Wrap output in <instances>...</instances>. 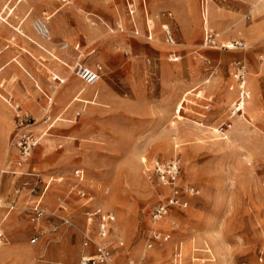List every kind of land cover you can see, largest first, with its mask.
I'll return each instance as SVG.
<instances>
[{
    "label": "rangeland",
    "instance_id": "rangeland-1",
    "mask_svg": "<svg viewBox=\"0 0 264 264\" xmlns=\"http://www.w3.org/2000/svg\"><path fill=\"white\" fill-rule=\"evenodd\" d=\"M38 17L50 39L34 30ZM208 29L219 45L247 46L210 48ZM77 60L101 65V79L85 84ZM55 75L65 80L57 88ZM241 89L248 96L234 114ZM17 105L40 137L28 160L14 145ZM46 114L58 120L43 135ZM175 158L181 182L200 193L156 221L170 188L150 163ZM77 168L92 203L73 190ZM29 171L40 187L54 178L38 224L29 220L34 197L17 192ZM98 208L115 215L108 264H264V0H0V264H81L95 252L82 240ZM154 229L170 239L153 240Z\"/></svg>",
    "mask_w": 264,
    "mask_h": 264
},
{
    "label": "built area",
    "instance_id": "built-area-1",
    "mask_svg": "<svg viewBox=\"0 0 264 264\" xmlns=\"http://www.w3.org/2000/svg\"><path fill=\"white\" fill-rule=\"evenodd\" d=\"M208 2V0H206ZM132 6V4H129ZM129 6L131 14L135 12L132 7ZM206 13V11H205ZM33 28L36 33L43 39H50V26L48 23V19L46 17H38L33 22ZM139 33V31L136 29ZM166 36L170 42L174 41V35L171 28L166 29ZM218 33L212 31L211 29L207 30L205 42L210 48H228V49H237V48H245L247 45L244 41H232L231 44L221 43L219 45ZM148 39H153L152 32L149 29L148 31ZM68 47V43L61 42L60 48L64 49ZM80 45H76V49H79ZM171 60L178 61L180 56L178 55H171ZM75 71L78 77L88 85H93L97 83L102 76L103 67L101 65H96L95 67H89L85 65L80 60H77L75 63ZM236 69L237 73L235 76L238 78L239 81L244 83V78L246 75V65L242 61L236 62ZM55 85L54 87L57 88L58 84H61L62 79L55 75L54 77ZM243 89V88H242ZM240 90V95L238 99L235 101L233 107V113H238V105L236 103L245 100L248 96V93L245 90ZM245 102V101H244ZM209 107V106H207ZM17 109V119H18V126L20 127L19 130L16 132L14 138V145L18 149L19 154L24 160H28L29 157L34 152V149L40 142V137L34 132L33 127L36 124L35 119L29 115L28 113H21L20 106H16ZM242 110V109H241ZM56 120L58 118H54L53 116L46 114L43 118V122L46 125V130L43 132L45 135L49 132L52 127L54 126ZM151 170L159 177L161 182L170 188V194L162 201H160L153 210V216L156 221L161 220L164 218L168 211L173 207L178 208H187L191 201L197 197L200 193L199 188L191 183H183L180 180L181 176V163L180 161L175 158L168 161H161L159 159L153 160L151 163ZM150 170V169H149ZM26 178L22 181L19 188L17 189L18 193H22L26 191L28 196L34 197L29 204V220L33 224H38L41 220H43L46 216V208L44 205V198L45 195L50 188V185L53 181V177L46 183H44L40 187V183L43 182L41 176L37 172L29 171L26 174ZM74 176L76 178V183L73 186V190L77 191V194L84 198L87 203L93 202V196L83 188L82 182L85 177V171L83 168H77L74 172ZM63 179L59 178L58 182H62ZM39 191V192H37ZM15 204H10V210L15 208ZM87 226L83 231V240L82 244L84 248H92L94 247L95 252L92 253V249L89 251L90 254L83 255L81 258V264H108L112 257V252L107 245L108 236L110 233L111 224L115 220V215L108 211H102V209L98 208L94 211L87 212ZM7 215L5 217H0V246H2L5 242V235H4V221L6 220ZM65 223L71 224L69 218L63 217ZM95 219H97V223H95ZM96 226V231L94 229ZM56 228V227H54ZM99 237L102 241L96 242L95 237ZM153 240H160L166 242L170 239L171 235L169 233H164L160 230L154 229L153 231ZM39 239V234L36 233L33 235L31 242L37 243ZM153 242H148V247L151 248ZM133 264V262L131 263Z\"/></svg>",
    "mask_w": 264,
    "mask_h": 264
},
{
    "label": "crops",
    "instance_id": "crops-1",
    "mask_svg": "<svg viewBox=\"0 0 264 264\" xmlns=\"http://www.w3.org/2000/svg\"><path fill=\"white\" fill-rule=\"evenodd\" d=\"M202 11H201V13H203L204 14V11H203V9H201ZM196 12H194V14H195ZM207 14L205 13V16H206ZM188 17V11L187 10H183L182 11V13L180 14V21L182 22V26H183V31H187V30H189V24H188V21H187V18ZM188 36L186 35L185 36V38H187ZM60 77V76H59ZM62 81H65L64 79L62 80ZM207 107V106H206Z\"/></svg>",
    "mask_w": 264,
    "mask_h": 264
},
{
    "label": "bare ground",
    "instance_id": "bare-ground-1",
    "mask_svg": "<svg viewBox=\"0 0 264 264\" xmlns=\"http://www.w3.org/2000/svg\"><path fill=\"white\" fill-rule=\"evenodd\" d=\"M226 44L232 45L231 43H226ZM95 241H96V242H100V241H102V240H101L99 237L96 236V237H95ZM87 249H89V248H87Z\"/></svg>",
    "mask_w": 264,
    "mask_h": 264
}]
</instances>
